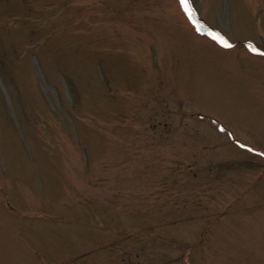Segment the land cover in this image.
<instances>
[{"label": "rangeland", "instance_id": "374dc122", "mask_svg": "<svg viewBox=\"0 0 264 264\" xmlns=\"http://www.w3.org/2000/svg\"><path fill=\"white\" fill-rule=\"evenodd\" d=\"M188 4L0 0V264H264V0Z\"/></svg>", "mask_w": 264, "mask_h": 264}, {"label": "snow or ice", "instance_id": "6c2138e0", "mask_svg": "<svg viewBox=\"0 0 264 264\" xmlns=\"http://www.w3.org/2000/svg\"><path fill=\"white\" fill-rule=\"evenodd\" d=\"M180 6L186 11L190 13V7L188 4V0H179ZM211 39L216 41L217 43H220L223 47L229 48L231 45L221 36H219L216 33H210L209 34ZM254 51V50H253Z\"/></svg>", "mask_w": 264, "mask_h": 264}]
</instances>
